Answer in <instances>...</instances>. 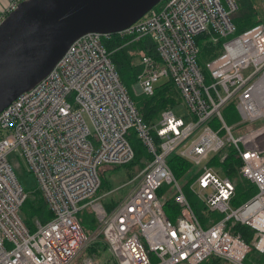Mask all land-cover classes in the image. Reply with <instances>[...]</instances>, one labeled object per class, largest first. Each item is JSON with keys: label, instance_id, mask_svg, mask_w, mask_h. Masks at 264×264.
I'll return each mask as SVG.
<instances>
[{"label": "built area", "instance_id": "obj_1", "mask_svg": "<svg viewBox=\"0 0 264 264\" xmlns=\"http://www.w3.org/2000/svg\"><path fill=\"white\" fill-rule=\"evenodd\" d=\"M24 1L6 0L0 24ZM224 1L226 8L222 0H167L115 34L124 43L113 50L142 43L139 92L151 96L160 80L171 81L186 120L173 107L154 125L145 123L107 50L115 35L97 33L75 40L45 78L0 113V264H71L97 236L107 256L81 264H264V24L234 35L236 4ZM204 33L225 39L222 53L205 64L209 82L198 64ZM231 101L239 121L229 125L222 109ZM130 132L151 159L132 178L135 186L107 211L96 196L99 168L133 160ZM226 147L239 156V174L257 188L236 207L233 182L209 165ZM12 152L35 176L52 215L45 223L35 220L33 232L19 217L27 193L8 162ZM172 155L201 167L189 190L206 218L215 214L206 226L168 166ZM160 188L179 209L175 220L164 214ZM84 209L97 222L91 237L78 218ZM237 225L252 230L248 241Z\"/></svg>", "mask_w": 264, "mask_h": 264}, {"label": "trees", "instance_id": "obj_2", "mask_svg": "<svg viewBox=\"0 0 264 264\" xmlns=\"http://www.w3.org/2000/svg\"><path fill=\"white\" fill-rule=\"evenodd\" d=\"M167 0H163L157 7L163 4ZM236 11L232 14L231 20L235 27L234 35H238L256 25L264 24V21L258 17V12L253 10L247 2L244 1L242 7H238L236 4ZM115 38L113 44L106 43L108 51H112L110 57L111 61L115 67L118 74L119 80L131 101L133 102L135 109L142 120L149 124L154 125L160 117V113L166 109H172L175 104L179 101V95L177 90L171 81L167 80L156 85L154 87V92L151 96L140 95L136 96L132 92V86L137 83L138 74V64L135 65V60L143 55L142 43H136L132 46H125L119 49L113 48L116 45H121L124 40H119L118 35L113 36ZM225 39H217L216 41L208 33H204L199 36V49L200 54L198 58V64L205 75L206 81H210L209 73L205 68V64L219 56L222 53V43ZM222 115L226 123L229 125L235 124L239 121V115L235 108V101L229 102L223 109ZM216 124V123H215ZM129 143L134 152L133 160L124 166H108V168L115 169L117 167H125L127 169H137L142 170L146 163L151 159L147 148L142 144V142L137 138L134 132H130L128 137ZM225 155V159L222 163H219V158L221 155ZM168 166L173 173L174 177L179 180H184L191 171V164L182 158L172 155L168 160ZM241 161L239 156L231 147H226L221 154H216L210 157L209 165L219 166L224 177L228 178L233 182L235 186V199L233 204L238 202H245L251 198L257 191L256 186L249 180L245 179L239 174V167ZM107 167V166H101ZM101 167L99 168V177L101 181L100 189L97 191L96 196L100 197L105 195L103 193L107 192V195L101 199V202L107 211H111L113 207L123 198L116 195L115 192L110 193L112 190L107 186L101 177ZM136 167V168H135ZM138 171V172H139ZM192 178H189L192 181ZM187 183L182 186L183 192L190 202L193 210L198 217L199 221L203 226H206L207 220L204 218L206 213L203 210V206L197 201V198L188 189ZM39 195H32L28 197L22 204L19 210V217L23 224L31 231H34V221L39 220L42 223L49 221L52 218L51 212L48 210L47 204L41 192L38 190ZM108 193H110L108 195ZM165 188H160L157 192L158 196L162 198L164 205L163 211L165 216L170 220H175L179 215V209L173 201V197L166 196ZM204 214V215H203ZM79 221L86 234L90 235V230L94 231L97 227V222L94 213L90 209L82 210L78 215ZM235 230L240 233L241 237L248 241L253 232L251 229L245 226L237 225ZM107 249L106 244L103 239L99 237L98 239L91 242L85 250L89 251L90 256H99ZM210 262L207 261V263Z\"/></svg>", "mask_w": 264, "mask_h": 264}, {"label": "water", "instance_id": "obj_3", "mask_svg": "<svg viewBox=\"0 0 264 264\" xmlns=\"http://www.w3.org/2000/svg\"><path fill=\"white\" fill-rule=\"evenodd\" d=\"M163 0H26L0 24V113L88 33L115 35Z\"/></svg>", "mask_w": 264, "mask_h": 264}, {"label": "rangeland", "instance_id": "obj_4", "mask_svg": "<svg viewBox=\"0 0 264 264\" xmlns=\"http://www.w3.org/2000/svg\"><path fill=\"white\" fill-rule=\"evenodd\" d=\"M235 4L238 5V7H242L244 1L247 2L249 4V6L258 12V17L261 18L264 21V0H233ZM223 6L226 8L225 5V1L222 0ZM138 64V58L135 60V65ZM252 68H248L246 70H244L242 72V76L245 78L247 77L251 72H252ZM167 80L166 79H162L160 80L157 84H155L154 87H156V85L162 83ZM132 92L134 95L136 96H140L142 95L139 90L136 87V84L134 86H132ZM178 102L175 104L174 106V114L176 116H180L183 117L185 120L187 119V109L185 108V106L183 105L180 97L178 98ZM259 124L255 123L253 124V128H256ZM8 162L10 163L13 172L15 174V177L18 181V183L21 185V187L23 188V190L27 193L28 197L35 195L38 196V185H37V180L35 178V176L29 172L28 167L26 166L25 162L23 159L17 157V153L16 152H12L9 156H8ZM136 168V167H135ZM201 167H192L190 174L184 179V180H179L178 183L183 186L185 183L189 184L191 183V181L189 180V178H192L194 176L197 175V173L199 172ZM101 177L103 179V181L107 184V186L109 188H111V192H115L117 196L119 197H123L125 194H127L134 186L135 183H132V178L134 176H136V174L138 173L139 170L137 169H127L125 167H117L115 169H111L107 167H101ZM215 172L218 171L219 176L224 177L225 174L223 173L222 169L218 166H214L213 169ZM165 188L167 187V189L170 191L171 194H173V188L171 186H164ZM188 189H189V185H188ZM110 192V193H111ZM108 193V195L110 194ZM103 194H107L103 193ZM100 197L103 198V195H101ZM196 198V197H195ZM198 201V200H197ZM242 202H238L236 201L232 207H236L239 204H241ZM204 215V214H203ZM208 218H214L215 214H210L207 216ZM204 218L207 220L208 218H206V216L204 215ZM207 224V223H206ZM97 231V227L94 231L90 230V235L87 234L88 237H91V235L94 233H96ZM99 237L97 236L94 240L98 239ZM92 241V242H93ZM86 249V248H85ZM83 250L72 262L71 264H81V261L86 258V257H91L89 255V251L88 250ZM103 254H105V256H107V251H104ZM99 255L100 257L103 255Z\"/></svg>", "mask_w": 264, "mask_h": 264}, {"label": "crops", "instance_id": "obj_5", "mask_svg": "<svg viewBox=\"0 0 264 264\" xmlns=\"http://www.w3.org/2000/svg\"><path fill=\"white\" fill-rule=\"evenodd\" d=\"M6 0H0V10L4 7Z\"/></svg>", "mask_w": 264, "mask_h": 264}]
</instances>
